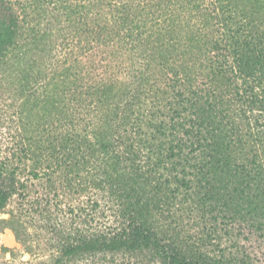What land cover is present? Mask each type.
<instances>
[{
  "label": "trees",
  "instance_id": "1",
  "mask_svg": "<svg viewBox=\"0 0 264 264\" xmlns=\"http://www.w3.org/2000/svg\"><path fill=\"white\" fill-rule=\"evenodd\" d=\"M14 199L50 264H250L215 242L264 247V0H0Z\"/></svg>",
  "mask_w": 264,
  "mask_h": 264
},
{
  "label": "rangeland",
  "instance_id": "2",
  "mask_svg": "<svg viewBox=\"0 0 264 264\" xmlns=\"http://www.w3.org/2000/svg\"><path fill=\"white\" fill-rule=\"evenodd\" d=\"M24 174L26 176L25 179H28L29 170H25ZM34 182L30 181L29 184ZM34 184L36 187L33 189L31 196L36 199L39 193H43V191L37 181ZM19 202L18 199H14L10 205L0 211V264H50L51 258L49 255L46 256L49 251H46L43 246L46 239L45 233L41 231L36 223L35 226L30 223L29 216L21 215L23 222L18 219L20 214L16 210H20ZM4 215H7V217L5 218ZM190 219L191 217L187 216L184 220L186 221L183 224L185 230L194 228ZM12 226H16L21 230L19 237L12 229ZM220 242L222 244L220 247L225 248L227 251H232L236 254V250H240L243 254L248 255L251 261L250 264H264V247L258 251L251 247L250 244H245L240 240L239 243L237 241L235 243L224 235L218 236L215 243L220 244ZM108 264L118 263L108 260Z\"/></svg>",
  "mask_w": 264,
  "mask_h": 264
},
{
  "label": "water",
  "instance_id": "3",
  "mask_svg": "<svg viewBox=\"0 0 264 264\" xmlns=\"http://www.w3.org/2000/svg\"><path fill=\"white\" fill-rule=\"evenodd\" d=\"M4 217L6 218V217H7V215H4Z\"/></svg>",
  "mask_w": 264,
  "mask_h": 264
}]
</instances>
